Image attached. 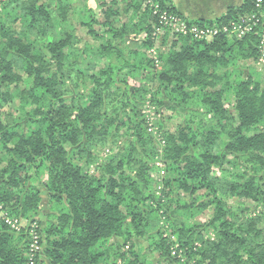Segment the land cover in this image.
Here are the masks:
<instances>
[{
  "label": "trees",
  "instance_id": "1",
  "mask_svg": "<svg viewBox=\"0 0 264 264\" xmlns=\"http://www.w3.org/2000/svg\"><path fill=\"white\" fill-rule=\"evenodd\" d=\"M256 3L190 22L226 24ZM156 6L180 15L172 0L0 3V109L18 102L23 116L0 112V211L27 220L0 218V264H264V72L229 70L258 58L259 36L180 33L153 55ZM150 94L176 124L159 123V150Z\"/></svg>",
  "mask_w": 264,
  "mask_h": 264
},
{
  "label": "rangeland",
  "instance_id": "2",
  "mask_svg": "<svg viewBox=\"0 0 264 264\" xmlns=\"http://www.w3.org/2000/svg\"><path fill=\"white\" fill-rule=\"evenodd\" d=\"M5 0H2V2ZM0 2V3H2ZM145 3L148 4L150 2H148V0H145ZM156 11V10H155ZM159 14V18H160V25L159 27L156 28L155 30V38H156V45L151 49V53L153 55H155L157 53V49L158 47L161 48H165L168 45L172 44V40L175 38V36H179V34L181 33V31L179 30L180 28L183 27V24L187 25L189 24V27L192 26H197V24L192 21L190 22V19L185 18L183 15H176L173 13H168L167 11H156ZM168 13L167 15L170 16L171 14L174 15V17H177V21L176 22H172V20L169 19H165L163 16L165 15V13ZM156 14V13H155ZM246 14H250V13H246ZM245 15V14H243ZM208 25V24H205ZM79 32L82 35H85V31L83 29H79ZM168 33V40H167V44H164V36ZM186 35V34H185ZM215 39V35H213L212 33L209 34V37H207L206 41H213ZM200 40V38H199ZM258 47V51H259V56L258 58H239L237 59V61L235 63H232L229 70L234 72L235 74H237L239 77H245L248 75H252L255 79H258L261 75V73L264 72V55L262 50L260 49V41L259 44H257ZM151 94L148 95V100H146L144 102L143 105V113H144V117L148 122V132L151 133V135L153 136L156 145H157V150H159L163 144V136L161 134V132L159 133V128L158 125L159 123L162 121L165 123V125L169 128L175 129L174 127L176 126L175 121H173L172 118H168L166 117L164 119L163 117V113H164V106H159L156 103H152L151 98H150ZM157 97H161V96H157ZM235 102V96L234 94H231L230 98H229V104H233ZM0 112L3 114L4 116L7 115V113H12L13 114V118L15 119L17 118L18 120L22 119V115L19 114V105L18 102H16V104L14 106H10L7 105L6 107H3L2 109H0ZM18 127L16 128L17 131L19 132H25V125L23 121H18ZM109 153V149H103L100 151V154L103 156L108 155ZM155 165L158 167V171L156 173V175H154V178L156 179V184H157V191L158 189H163L164 188V179L166 177V170H164V164L163 162H161L160 160H157L155 162ZM91 170L94 171L95 166L91 165L90 166ZM41 186V185H40ZM156 191V192H157ZM158 193V192H157ZM44 199H46L45 201H43V208L45 209H49L50 207L52 208V203H48V200L50 201V198L45 195ZM188 201H190V199H188ZM238 199L232 198L230 199V204L235 206L238 204ZM251 207V213L252 212H257L258 210H260V206L259 205H255L253 206L252 203L249 201L248 203ZM52 210V209H51ZM1 212V211H0ZM8 217H10L13 220H21L22 223V229H24V227H26L27 224V220L21 216H14V215H10L9 213ZM4 214L1 212L0 213V218H3ZM41 219H44V213L40 215ZM202 219H205V216H201ZM4 219V218H3ZM207 236H211L213 237V234L211 233H207Z\"/></svg>",
  "mask_w": 264,
  "mask_h": 264
},
{
  "label": "built area",
  "instance_id": "3",
  "mask_svg": "<svg viewBox=\"0 0 264 264\" xmlns=\"http://www.w3.org/2000/svg\"><path fill=\"white\" fill-rule=\"evenodd\" d=\"M2 2V0H0ZM148 2L151 3V0H148ZM156 11H158V6H156ZM256 8L258 9L256 12L240 15L238 18L231 20L230 22L226 24H218L214 23L213 25H197L189 27L183 24V27L179 30L182 34L186 35H193L196 38L200 39H207L209 37V34L217 35L223 34L229 38H239L242 39L248 34H254L256 36H259L260 41V49L263 52L264 55V3L263 0H257ZM166 12L163 16L165 19H171L172 22L177 21V17H174V15H167ZM1 208V207H0ZM4 216V220L7 224H9L15 231H21L22 230V223L21 220H13L10 217H8L7 212L1 211ZM0 212V213H1ZM33 227H37L36 223L33 224ZM25 228V227H24ZM32 242L30 249L33 252L39 251L41 246L39 245V234L35 229H32Z\"/></svg>",
  "mask_w": 264,
  "mask_h": 264
},
{
  "label": "crops",
  "instance_id": "4",
  "mask_svg": "<svg viewBox=\"0 0 264 264\" xmlns=\"http://www.w3.org/2000/svg\"><path fill=\"white\" fill-rule=\"evenodd\" d=\"M178 12L190 20H216L226 13L230 6H238L244 0H172Z\"/></svg>",
  "mask_w": 264,
  "mask_h": 264
}]
</instances>
